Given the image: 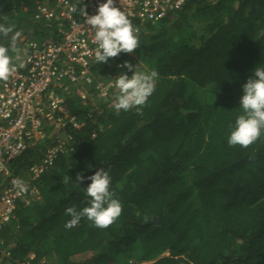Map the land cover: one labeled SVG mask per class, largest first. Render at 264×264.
<instances>
[{
  "label": "trees",
  "instance_id": "1",
  "mask_svg": "<svg viewBox=\"0 0 264 264\" xmlns=\"http://www.w3.org/2000/svg\"><path fill=\"white\" fill-rule=\"evenodd\" d=\"M46 2L0 0V16L21 32L17 47L51 36L36 18ZM131 22L140 42L131 54L158 72L143 115L114 107L98 115L67 97L81 121L73 152L39 181V200L17 205L0 241L26 264H264V133L247 148L227 143L242 86L264 67V0L190 1L162 20ZM131 59L120 53L93 72L104 76ZM46 144L24 152L12 171H26ZM100 168L121 215L104 229L87 218L66 229V208L88 206L91 181L78 186L77 173Z\"/></svg>",
  "mask_w": 264,
  "mask_h": 264
},
{
  "label": "built area",
  "instance_id": "2",
  "mask_svg": "<svg viewBox=\"0 0 264 264\" xmlns=\"http://www.w3.org/2000/svg\"><path fill=\"white\" fill-rule=\"evenodd\" d=\"M190 1L200 0H114L130 20L141 23L164 19ZM107 0H53L37 8L36 18L43 20L51 36L36 42L22 38L18 48L25 60L7 81H0V230L15 220L17 205L40 199L38 183L61 155L73 152L72 131L81 127L79 118L67 106V97L81 106L91 104L101 115L104 108H113L118 75L132 72L122 66L104 76L93 72L95 61L94 32L84 21L81 9L89 16ZM75 5L77 12L71 7ZM137 71L147 72L136 57L129 61ZM47 143V144H46ZM46 144L39 160L21 174L11 164L28 149ZM27 186L21 192L13 180ZM12 243L0 241V264H26L13 258ZM34 258V256H31Z\"/></svg>",
  "mask_w": 264,
  "mask_h": 264
},
{
  "label": "clouds",
  "instance_id": "3",
  "mask_svg": "<svg viewBox=\"0 0 264 264\" xmlns=\"http://www.w3.org/2000/svg\"><path fill=\"white\" fill-rule=\"evenodd\" d=\"M77 10L75 5L71 7L73 13ZM80 11L85 23L94 32L96 44L94 58L97 63L105 64L109 58H115L120 53L131 54L140 46L136 35L138 29L133 26L128 15L114 5V0L100 4L97 14L92 16L86 13L84 7ZM7 21L6 15L0 16V37L9 39L8 46L0 44V81H7L14 70L25 67L24 57L17 47L21 32L14 31L15 25ZM122 67L133 74L131 77L121 74L113 79L118 90L113 107L116 111L125 112L135 109L137 115H143V106L155 91L158 72L155 70L140 72L137 71L138 66L133 68L128 62ZM242 89L243 95L240 99L242 114L236 118L227 143L229 146L247 148L264 133V67L255 68L254 78H249ZM85 179L91 181L84 189L88 206L79 211L75 207L66 208L65 215L71 219L65 223V228L70 230L76 227L82 218H87L96 228H107L122 213L120 201L114 198L115 194L110 191L111 178L108 172L100 168L89 177L77 173L75 183L79 186ZM69 180L71 179L66 176L64 183ZM12 183L21 192L27 191V186L21 179L17 178Z\"/></svg>",
  "mask_w": 264,
  "mask_h": 264
},
{
  "label": "rangeland",
  "instance_id": "4",
  "mask_svg": "<svg viewBox=\"0 0 264 264\" xmlns=\"http://www.w3.org/2000/svg\"><path fill=\"white\" fill-rule=\"evenodd\" d=\"M130 57H136L138 59H140L136 54H129ZM147 69V68H146ZM147 71V70H146Z\"/></svg>",
  "mask_w": 264,
  "mask_h": 264
}]
</instances>
